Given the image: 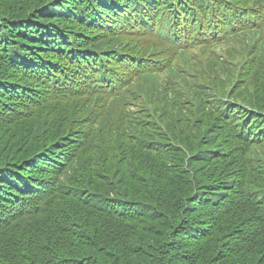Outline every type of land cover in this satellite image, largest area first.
<instances>
[{"label": "trees", "instance_id": "1", "mask_svg": "<svg viewBox=\"0 0 264 264\" xmlns=\"http://www.w3.org/2000/svg\"><path fill=\"white\" fill-rule=\"evenodd\" d=\"M229 3L230 0H0V58L4 60L0 75V254L8 258V264H264V225L256 218L259 211H248L241 205L235 213L231 208L218 213L212 207L217 190L209 188L205 183L209 174L201 165L196 166L207 159L190 160L185 168L184 154L178 151L176 163L165 169L159 165L161 156L172 158L175 151H158L157 161H153L140 154L136 143H129L131 154L127 157L134 174L126 186L129 199L115 201L95 193L86 200L46 203L40 200L45 184L39 175H47L55 166L48 168L50 164L41 161L40 165L27 166L26 156L43 147L50 137L73 135L84 125L71 117L57 126L61 116L58 111L55 121L51 118L53 122L46 126L30 119L19 121L13 114L18 108L13 103L22 101L23 92L32 86L61 92L60 102L65 100L67 104L72 99L84 104L93 96L106 98L95 89L89 94L93 96L82 97L81 83L89 75L100 77L104 66L113 61L116 73L140 54L163 58L165 44L170 41L184 42L187 46L183 52L192 45L218 43V30L225 36L233 33L227 25L222 29L226 17L244 15L241 27L248 30L246 33H254L258 25H264L260 10L236 14L235 8L227 6ZM245 3L264 9V0ZM46 5L55 9L41 10ZM186 14L198 18L195 29ZM203 19L207 21L202 23ZM140 35L145 37L144 43L153 44L139 46ZM120 37L126 42H117ZM94 49L102 54L96 56ZM15 81H24V85L11 92L10 83ZM119 95L120 92L109 95L112 102L105 121L113 127V137L124 142L132 140L133 134H128L127 123L118 127L122 101ZM54 113V108L44 110L46 116ZM114 115L115 122L111 123ZM180 129L178 135L177 129L173 130L177 142H189V149L194 151L195 136L190 127L183 124ZM111 140L108 148L115 147L116 140ZM212 144L215 150L228 146L221 137ZM238 148H230L228 157L234 156ZM221 156L218 153L213 158L210 154L209 163H217ZM95 171L104 176L99 178L104 188L109 190L112 185L113 191H118L99 168ZM154 176L160 178L157 187L148 184ZM184 179L192 181V186L188 187ZM244 214L245 222L240 227L235 219ZM256 222H260L261 229L248 234ZM253 247L258 249H254V258L248 259L251 255L243 248Z\"/></svg>", "mask_w": 264, "mask_h": 264}, {"label": "rangeland", "instance_id": "2", "mask_svg": "<svg viewBox=\"0 0 264 264\" xmlns=\"http://www.w3.org/2000/svg\"><path fill=\"white\" fill-rule=\"evenodd\" d=\"M245 1L230 0L227 6L235 8L236 14L257 9L264 15V9L249 6ZM54 9L51 5L41 8L49 12ZM186 16L189 25L193 23L192 19L194 22L198 20L192 15ZM235 25L234 34L228 37L221 29L218 30V43L201 44L184 52L166 49L163 58L140 54L122 65L116 73V61H113L115 79L103 89L92 86L94 82L81 83L80 87L84 86L82 97L93 96L89 95L93 89L107 91L113 87L112 91L124 90L117 123L118 127L125 123L130 125L128 134H133L132 140L122 142V138L117 140L101 130L103 119L109 115L111 108L105 97L98 99L93 96L84 104L72 99L67 104L65 100L60 102L61 92L47 91L41 85L23 92V100L13 103L18 107L13 112L17 120L30 119L45 126L51 125V118L55 121L58 111L61 116H58L57 126L71 117L84 125L73 135L61 137L56 134L50 137L43 147L26 156L27 166L40 165V161L50 164L48 168H52V164L55 166L47 175H39L45 184L44 197L40 200L46 203L86 200L95 197V193L115 201L129 199L126 186L131 184L129 176L134 174L132 161L127 156L131 154L129 143H136L140 154L150 156L153 161H157L158 151H175L172 158L161 156L159 165L165 169L176 163L178 151L184 154L182 166L185 168L190 160L207 159L196 166L201 165L209 174L205 180L209 188L217 190L212 207L218 213L225 208H231L235 213L241 205H245L248 211H259L260 215L257 214L256 218L264 225V137L258 139L260 134H264V30L246 33L237 30ZM127 39L134 40L131 37ZM143 40L145 37L138 36L137 44H153H146ZM117 42H126V39L120 37ZM3 61L0 58V75ZM23 82L10 83L9 91H17L23 87ZM31 107L38 109L32 110ZM45 108H54L55 113L46 116ZM183 124H187L195 136L194 151L189 149V142L184 141L182 145L175 138ZM218 137L227 140L226 148L214 149L212 142ZM111 139L116 140L114 148H108ZM233 146L239 148L234 156L228 157L227 151ZM218 153H222L218 162L209 163L210 154L215 158ZM96 168L107 175L110 185L114 184L118 191H113L112 185L109 190L101 185L99 178L104 176L96 175ZM184 182L188 183V187L192 186V181L184 179ZM151 183L157 187L160 178L154 176L148 184ZM194 189L198 191L196 184ZM134 191L136 194L137 185H134ZM235 221L242 227L245 214ZM260 222L254 223L248 234L258 232ZM256 248H243L251 255L247 256L248 259L254 258ZM0 264H8V258L1 254Z\"/></svg>", "mask_w": 264, "mask_h": 264}]
</instances>
